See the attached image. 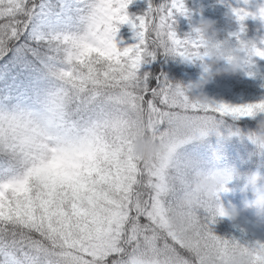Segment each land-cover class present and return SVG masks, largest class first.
Returning <instances> with one entry per match:
<instances>
[{
	"label": "snow or ice",
	"instance_id": "6c2138e0",
	"mask_svg": "<svg viewBox=\"0 0 264 264\" xmlns=\"http://www.w3.org/2000/svg\"><path fill=\"white\" fill-rule=\"evenodd\" d=\"M132 2L0 0V264H207L239 244L215 235L203 208L172 229L186 175L167 151L147 161L132 145L144 132L179 145L209 124L237 135L221 131L225 119L264 102L203 104L165 74L142 72L161 53L195 61L201 45L175 30L184 0H149L135 18ZM114 19L136 43H117Z\"/></svg>",
	"mask_w": 264,
	"mask_h": 264
},
{
	"label": "clouds",
	"instance_id": "9594fccd",
	"mask_svg": "<svg viewBox=\"0 0 264 264\" xmlns=\"http://www.w3.org/2000/svg\"><path fill=\"white\" fill-rule=\"evenodd\" d=\"M243 6L235 7L234 14L241 25V32H246L247 25L244 23L248 18L259 19L264 22V5L252 7V0H238ZM177 21L175 22V24ZM122 25L119 20L109 23V28L115 32ZM176 30V29H175ZM188 37H197L200 48L195 54V60L211 61L206 65L201 79L187 86L178 84L185 89L196 102L207 104L214 102L206 92V87L217 76L237 75L259 53L264 52L256 39H242L238 36V43L233 44L230 39H220V29L217 21L210 18H201ZM118 34V33H117ZM264 109H255L250 117L254 119ZM217 126L209 124L206 134L194 137L192 140L168 147L159 138L144 132L137 136L133 142L134 155L142 160L152 161L161 157L167 151L169 160L174 165H180L186 175L184 182L175 188V200L168 213V224L174 230L186 227L188 214L193 209H206L215 219H229L234 223L239 221L242 210L236 206L226 207L221 202L220 194L231 191L229 185L234 181H242L239 191L244 194V210H254L258 218L264 219V171L257 169L247 174H242L236 166L217 167L198 160L195 156L185 155L182 149L192 141L203 142L212 133H217ZM223 135V134H219ZM248 138L255 145L256 154L264 155V118L256 122V128L248 133ZM215 161L223 157L221 147L212 152ZM252 198H248V193ZM207 264H264V248L257 244L248 247L241 244L232 245L223 256L212 255Z\"/></svg>",
	"mask_w": 264,
	"mask_h": 264
},
{
	"label": "trees",
	"instance_id": "16d2710c",
	"mask_svg": "<svg viewBox=\"0 0 264 264\" xmlns=\"http://www.w3.org/2000/svg\"><path fill=\"white\" fill-rule=\"evenodd\" d=\"M159 6L164 2V0H159ZM199 0H184L186 9L188 10L187 15L177 14L176 18H186L188 22L191 23L196 18H210L217 21V27L220 29V39L229 38L227 32L230 22L227 19H224V14L227 8L221 7V0H215L214 9L212 11H207L203 7V3L197 5L196 2ZM227 7L231 6V1L227 4ZM219 8V9H218ZM247 28L252 34L254 32V27H260L264 24L259 19L248 18L245 22ZM187 34L183 36L185 38L187 35L192 34L194 36L193 30L187 29ZM244 39V37H239ZM259 46L264 48V40L258 34L255 35ZM233 44L238 43V38L230 39ZM165 55L158 54V57L155 61L146 64V67L149 68V71L154 76H159L161 73L160 61H165ZM169 69L168 73L173 74L175 70L181 73L194 74L197 76L198 80L201 79L202 75L205 72V69H200V60L192 61L191 67L188 68L182 64L180 58H168ZM208 62L207 64H210ZM166 63L162 64L163 67ZM172 64H175L173 66ZM205 64V68L206 65ZM145 72V71H144ZM257 78V76L244 75L240 72L237 75H224L217 76L211 83L206 87V92L209 97L215 103L229 104L232 106H240L247 104H255L264 102V85L262 87L255 88L254 82H250L252 79ZM197 80V81H198ZM264 118V113L259 114L255 119L253 117H241L239 119H233L228 117L225 119V124L221 126V131L224 132L225 128L230 127L234 131L238 130L237 135H228L223 134L219 135L217 133H212L208 137L201 141H192L186 147L182 149V152L185 155L195 156L201 162L214 165L217 167L223 166H236L242 174H247L252 171L257 170L258 168L264 171V155L256 154L255 145L252 144L248 138V133L256 128V122L258 119ZM221 147L223 151V157L220 161H215L212 157V152L215 148ZM242 185V181H234L229 185L231 191L224 192L220 194L221 202L226 207L236 206L242 210V215L239 221L233 222L229 219L217 218L215 223L210 225L213 233L221 238L228 240H235L239 244L252 247L251 242L254 239L251 236V232L254 227H260L261 222H264V219L258 218L254 210H247L250 214H247L242 208L244 207V194L239 191V188ZM248 198H252V193L249 192ZM199 215L207 216L203 209L199 210ZM257 243V241L255 242Z\"/></svg>",
	"mask_w": 264,
	"mask_h": 264
},
{
	"label": "rangeland",
	"instance_id": "374dc122",
	"mask_svg": "<svg viewBox=\"0 0 264 264\" xmlns=\"http://www.w3.org/2000/svg\"><path fill=\"white\" fill-rule=\"evenodd\" d=\"M207 1V0H206ZM262 1V2H261ZM257 2V5H264V0H256ZM154 3H155V0H151V4L154 6ZM149 8V0H133V2L129 5V8H128V13L131 17L135 18V17H139V16H143L145 15V13L147 12ZM178 26L179 28L182 30V29H185L186 27V22L185 20H179V19H176ZM181 21V22H180ZM197 23H195V26H196ZM125 27H127V29L130 30V34L129 35H124L122 34L120 31L116 37L117 39V43L121 46V47H124V46H128V45H131V44H134L137 42L136 38H135V32L133 31L132 29V26L130 24H123ZM176 29V28H175ZM238 31H234L232 32L231 35H234V34H237ZM177 35L181 37L180 33L178 32ZM170 56H165V61H160V66H161V72L163 71V73L167 76V78L173 82L174 84H180V85H183V86H187L195 81L198 80L197 76L194 75V74H188V73H181L177 70H175L173 72V74H170L168 73V70L169 69V62H168V58ZM181 59V62L182 64H184L185 66H189L191 64V61H186V60H183L182 58ZM264 60V59H263ZM166 63L163 67L162 64ZM207 60L203 61L202 64H200V69H204V63H206ZM173 66H175V64H172ZM150 69L146 67V65L143 66V68L141 69L142 72L144 71H149ZM252 72L253 73H261L264 75V68H262L261 66H259V64L257 63V57H254L253 59V67L251 68ZM191 96V94H189ZM254 229H259L258 231H255L253 232V235L258 239L259 242H262L264 243V224H261V228L259 227H256ZM263 233V234H262Z\"/></svg>",
	"mask_w": 264,
	"mask_h": 264
}]
</instances>
